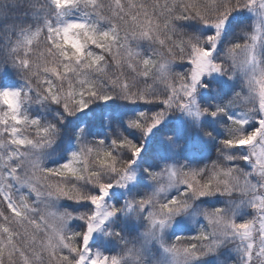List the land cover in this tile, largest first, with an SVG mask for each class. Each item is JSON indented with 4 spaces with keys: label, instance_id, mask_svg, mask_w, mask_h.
Instances as JSON below:
<instances>
[{
    "label": "snow or ice",
    "instance_id": "1",
    "mask_svg": "<svg viewBox=\"0 0 264 264\" xmlns=\"http://www.w3.org/2000/svg\"><path fill=\"white\" fill-rule=\"evenodd\" d=\"M20 5L23 19L0 15V264H264V0ZM115 99L155 106L126 120L145 142L80 127L50 166L65 120ZM172 117L186 123L143 166L147 138ZM209 140L216 157L187 162Z\"/></svg>",
    "mask_w": 264,
    "mask_h": 264
},
{
    "label": "trees",
    "instance_id": "2",
    "mask_svg": "<svg viewBox=\"0 0 264 264\" xmlns=\"http://www.w3.org/2000/svg\"><path fill=\"white\" fill-rule=\"evenodd\" d=\"M34 2V1H33ZM41 2V0H40ZM24 11V8L20 5V0H0V15L8 14L10 20H21L23 17L20 15ZM35 20H32L34 23ZM194 23V22H189ZM202 27V26H200ZM189 31H193L192 28L188 29ZM3 31V24H0V32ZM11 34V30L9 33ZM5 43V39L3 35H0V46ZM16 83H22V81L17 78ZM124 101L121 99H115L108 103L98 102L94 104L89 110L90 114L83 115V113L77 114L73 117H68L65 122L61 125L63 128V135L57 141L55 146H58V157L55 159L57 163L63 162L66 158V155L69 151L73 150L76 146L75 139L73 137V132H75L80 127H85L87 131V136L89 139L95 138H104L107 142L119 134V132H123L124 134L129 135L133 139H137L138 142H143L140 140V134L134 130L129 129L126 125V120L129 117L134 116L137 112L142 110H153L155 106L146 105L143 103H139L137 109L132 112H135L134 115H129L128 110L123 109ZM122 112L119 114V111H116V108ZM102 108V109H100ZM123 109V110H122ZM88 110V111H89ZM30 111L34 114L41 115L42 118L46 120H56L58 119L57 110L55 106L51 107H42L40 105H32L30 107ZM108 111V115L104 116V112ZM85 113V112H84ZM83 118V121H80V118ZM120 126L119 131L118 127ZM178 125L176 121L173 119H169V121L163 125L161 128L154 131L153 135L147 138V147L145 148V152L142 154V164L145 167H154L152 164L157 163L160 160L161 152V141L163 136L170 133L174 127ZM209 127L216 128L218 132L222 131L218 128L215 122L210 121ZM66 137L70 138L69 140H65ZM54 146V148H55ZM216 142L215 141H207L205 143H200L197 145L195 151H199L197 154H185V158L187 162L192 163L194 166L197 164L209 163L211 159L216 157ZM53 150V149H52ZM50 160H54L51 158ZM55 165V164H54ZM215 198H209L206 206H211L214 204ZM61 205L63 209H68L69 211H80L83 208V204H77L73 201L61 200ZM184 233V234H194Z\"/></svg>",
    "mask_w": 264,
    "mask_h": 264
},
{
    "label": "rangeland",
    "instance_id": "3",
    "mask_svg": "<svg viewBox=\"0 0 264 264\" xmlns=\"http://www.w3.org/2000/svg\"><path fill=\"white\" fill-rule=\"evenodd\" d=\"M33 1L36 2V0H33ZM41 2H42V0H41ZM28 19H29V22H30V23H32V20H34L32 17H29ZM176 70L180 71V70H183V69H182L181 67H177ZM204 95L207 97V93H205ZM123 101H124L123 109H124V110L129 109V110H128V114H129V115H134L135 112H132V111H134L135 109H137V106H136V105H138L139 103H135V104H133V103H130V102L125 101V100H123ZM114 109H115L116 111H119V110L117 109V107L114 108ZM123 109H122V110H123ZM87 112H88V111H87ZM107 113H108V112H107ZM107 113H105L104 115H106ZM119 114H122V112L119 111ZM83 115H86V114L83 113ZM82 119H83V118L81 117L79 120L81 121ZM170 119H173L174 121H176L177 124H179V123H186L185 121H183V118H180V117H172V118H170ZM69 139H70V138L66 137L65 140H69ZM205 142H207V141H203L202 143H205ZM146 147H147V143H146ZM58 152H59V151H58V146H55V148H53V150H51V151L49 152V155H48V158H47V162H48V164H49L50 166H52V165H54V164L57 163V162L55 161V159L58 157ZM159 152H161V150H159ZM198 152H199V151H187L185 154H191V153L197 154ZM162 155H163V154H162V152H161V156H162ZM161 156H160V158H161ZM51 158H53L54 160H50ZM141 163H142V161H141ZM155 165H156V164L153 163V166H155ZM193 166H194V165H193ZM148 183H149V181H147L146 179H144V180H142V181L140 182L139 185L135 186L133 190H135V191H143L144 188H145V186H146ZM114 192H115V195H114L113 198H112L113 202H116V201H120V202H122L123 199L125 198V196H124V190L116 189V190H114ZM59 207L62 208L61 201H59ZM62 209H63V208H62ZM83 210H84V206H83V208L80 209V211H83ZM117 227L122 228V230L125 231V232H127V233H133V234H134V226H133V225L120 223V224L117 225ZM196 230H197V225H195V224H189L186 228H182L180 231H181L182 233H191V232H195ZM130 238H131V237H130Z\"/></svg>",
    "mask_w": 264,
    "mask_h": 264
}]
</instances>
